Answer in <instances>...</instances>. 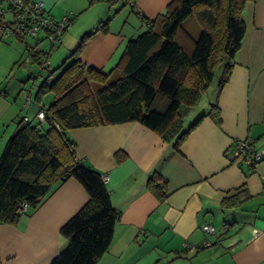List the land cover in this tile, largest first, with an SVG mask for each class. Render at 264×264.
Returning <instances> with one entry per match:
<instances>
[{
    "label": "crops",
    "instance_id": "crops-1",
    "mask_svg": "<svg viewBox=\"0 0 264 264\" xmlns=\"http://www.w3.org/2000/svg\"><path fill=\"white\" fill-rule=\"evenodd\" d=\"M42 1L56 20L74 13L62 43L72 52L82 37L92 34L80 59L110 72L138 33L127 37L121 28L117 35L114 23L124 12L126 17L135 14L145 32L149 23L142 17L154 19L172 0H131L123 8L108 0L93 5L90 0ZM242 17L246 32L229 81L221 90L219 81L214 93L208 95L210 87L195 107L182 109L183 131L205 118L179 151L174 142L138 122L68 132L78 158L106 176L112 204L120 213L110 249L99 264H264V159L250 169L236 157L233 145L234 140L249 139L257 149L264 148V0H250ZM106 22L107 32L101 29ZM128 23L123 21L124 26ZM20 42L6 37L0 26V159L25 104L29 102L28 110L42 106L31 92L24 95L28 78L20 74L28 70L18 69L24 55ZM214 103L219 121L208 116ZM155 173L167 181L164 202L148 187ZM233 196L243 203L223 209L222 201ZM88 199L84 186L71 178L17 225L0 224L1 264H50L68 246L61 228ZM208 224L213 234L204 231Z\"/></svg>",
    "mask_w": 264,
    "mask_h": 264
},
{
    "label": "trees",
    "instance_id": "trees-1",
    "mask_svg": "<svg viewBox=\"0 0 264 264\" xmlns=\"http://www.w3.org/2000/svg\"><path fill=\"white\" fill-rule=\"evenodd\" d=\"M98 1L102 0H90V5ZM108 1L128 5L131 0ZM249 1L172 0L154 19L142 17L149 23L148 30L127 42L110 72L82 62L80 55L92 34L82 37L71 52L73 61L57 77L49 71L38 87V103L45 94L54 95L46 108V121L19 119L5 145L0 159V224L17 225L23 215L74 178L84 186L89 199L61 228L68 246L50 264H99L110 249L120 213L112 204L105 176L78 158L68 132L138 122L163 140L174 142L179 151L188 134L205 118L183 131L182 109L199 103L219 69L220 90L229 81L246 32L242 13ZM191 18L201 28L195 39L187 27ZM108 27L109 22L101 25L106 32ZM51 48L41 49V56L51 58ZM32 64L43 67L38 57ZM21 65H26L24 60ZM52 75L55 80L49 81ZM208 116L220 120L217 103L211 105ZM44 123L48 124L46 130ZM148 187L160 202L165 201L167 181L159 173L149 179ZM23 203L29 205L25 213ZM242 203L233 196L224 199L221 206L226 209Z\"/></svg>",
    "mask_w": 264,
    "mask_h": 264
},
{
    "label": "built area",
    "instance_id": "built-area-1",
    "mask_svg": "<svg viewBox=\"0 0 264 264\" xmlns=\"http://www.w3.org/2000/svg\"><path fill=\"white\" fill-rule=\"evenodd\" d=\"M74 13L64 16L56 20L50 15L49 9L42 0H0V26L4 31L6 37L16 38L24 42L25 58L23 60L26 64L35 62L38 57L43 62L41 69H47L50 65V57L41 56V42L49 41L52 46L51 52L62 43L65 32L71 25V17ZM10 18H7V16ZM35 39V43H28L27 38ZM48 70V69H47ZM55 76L49 77V81H54ZM29 102L25 104L29 108ZM37 119L45 122L47 119V112L44 106H40L37 114ZM25 121H29V117H24ZM56 127L59 126L56 124ZM235 147L236 157L244 161L250 169L264 159V148L257 149L252 141L249 139H237L233 141ZM106 180V176H105ZM29 210L27 203L22 204V212ZM204 231L213 234L215 229L208 224L203 227ZM228 230L229 226L226 225ZM258 234V230H254ZM207 246L212 243L208 241Z\"/></svg>",
    "mask_w": 264,
    "mask_h": 264
},
{
    "label": "rangeland",
    "instance_id": "rangeland-1",
    "mask_svg": "<svg viewBox=\"0 0 264 264\" xmlns=\"http://www.w3.org/2000/svg\"><path fill=\"white\" fill-rule=\"evenodd\" d=\"M124 5L123 1H119L116 6H120V8ZM116 6H114V11L116 9ZM128 5H125V7H127ZM123 8V7H122ZM128 10H130L129 8H126ZM128 15V12H124V14L119 18V22H115L114 23V33L115 34H119L121 32V28H125L124 32L122 33L125 36H130V34L138 32L135 36L137 37L139 34H142L144 32L145 29H140L139 23H138V19L137 16L135 14H132L130 17H126ZM7 18H10V16L8 15ZM123 21L125 22H129L126 26L123 25ZM194 18H191L189 20V22H187V27L189 29H192V37L195 39L197 38V36L200 33V26L197 24V22H194ZM194 24V26L192 25ZM69 30V29H68ZM68 30L65 32V34L68 32ZM15 39V38H14ZM26 41L28 43H35V39L33 38H27ZM19 43V42H18ZM21 46L23 47L24 50V55L23 57L25 58V45L24 42H20ZM42 48H47V50L50 49V43L47 40H44V42H42L41 44ZM70 45L66 42H63L59 45L58 48L55 49V51L52 52V56L50 58V66H49V70L47 71L46 69H40V67H38V65L36 64H26L25 65H21L18 67L19 68H23L24 70H28V72H23L20 74V76H25L28 78V82L26 85H24V87L26 86V88H24V95L27 94L28 92H31V96L33 97V100L35 99L37 90L39 85L42 83V81L47 77V75L49 74V71H53L54 74L59 75L61 73V71L64 69L65 66L69 65L72 61L73 58L71 57V51L69 50ZM85 48V47H84ZM71 49V48H70ZM84 50V49H83ZM30 73L33 74V77H30ZM221 73L222 70L219 69L218 73L216 75V78L210 88V92L208 95H210V93H214V89H216L220 79H221ZM28 75V76H27ZM55 76V75H54ZM22 78V77H21ZM205 95V94H204ZM54 98V95L49 92L47 94H45L43 96V100H42V106H44L45 108L49 107V105L51 104L52 100ZM204 101L207 102V97L204 96ZM204 103V102H203ZM202 103L198 106L199 109L202 108ZM26 109V108H25ZM24 108L21 111V118H23L24 116H28L31 118L32 121H36V114L38 112L37 107L35 105H33V107L31 109H26ZM193 112L190 113L189 115V119L193 118ZM35 116V117H34ZM232 236V233H231Z\"/></svg>",
    "mask_w": 264,
    "mask_h": 264
}]
</instances>
